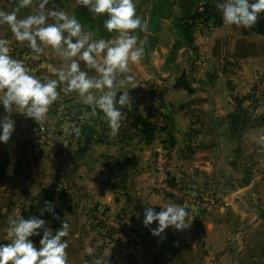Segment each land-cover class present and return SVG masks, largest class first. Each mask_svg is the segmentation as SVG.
Masks as SVG:
<instances>
[{"label":"crops","instance_id":"0c3cea01","mask_svg":"<svg viewBox=\"0 0 264 264\" xmlns=\"http://www.w3.org/2000/svg\"><path fill=\"white\" fill-rule=\"evenodd\" d=\"M193 1L191 6H181L182 11L196 9L199 0ZM19 2L0 0V11L11 12ZM40 2L32 0L20 8L18 19L40 12ZM143 6H152V0ZM48 10L75 16L84 32L94 34L93 39L111 41L119 36L105 29L106 14H94L78 0H48L45 14ZM47 22L55 20L48 17ZM210 28L204 34L197 28L192 44H184L169 67L153 62L159 47H149L148 32L143 31L140 40L136 30L130 31L138 47L142 42L143 51L138 62L129 60V73L116 74L117 99L129 91L133 107L129 111L116 105L126 118L115 133L99 109L93 117L80 113L78 109L91 106L77 92L61 91L44 121L64 136L71 120L78 117L80 146L63 139L58 147L42 144L30 118L15 108L8 114L0 104V117L11 115L15 121L10 140L0 143V242H7L12 218L41 212L46 201H53L61 223L70 225L69 236L63 238L68 241L67 264H95L97 259L102 264H130L131 252L102 246L93 238L95 215L104 212L143 234L147 252L142 261L132 254L138 264H264V146L258 142L264 135V96L256 102L251 92L256 83L264 89V35L226 25L222 15L220 25ZM0 39L8 42L9 55L38 79H56L52 70L68 63L39 40L43 52L34 53L26 41L15 40L6 24L0 25ZM80 65L84 70L83 61ZM127 75L135 77L136 88L129 89ZM89 76L99 78L94 69ZM90 91L96 97L103 94ZM156 91L160 96L153 99ZM157 105L166 108L165 130L149 116V107ZM147 118L155 126L154 133L147 134L137 124ZM232 118H237L236 126L231 125ZM161 148L169 152L171 178L214 199L200 217L187 210L189 226L178 232L166 229L163 239L150 233L155 222L149 227L142 224L144 207L159 211V206L175 203L154 191L153 165Z\"/></svg>","mask_w":264,"mask_h":264},{"label":"clouds","instance_id":"9594fccd","mask_svg":"<svg viewBox=\"0 0 264 264\" xmlns=\"http://www.w3.org/2000/svg\"><path fill=\"white\" fill-rule=\"evenodd\" d=\"M31 3L32 0H20L15 10L0 11V25L6 24L15 40L26 41L34 53L43 52L37 43L39 40L57 50L68 63L64 68L52 70L56 79H38L23 62L9 55L8 42L0 39V104L5 112L10 114L15 108L24 118L42 122L61 91L65 95L75 91L85 104L91 106L93 115L99 109L112 132H117L126 114L116 105L127 106L131 111L133 100L129 91L123 92L117 99L113 90L116 74L129 73V60L138 62L143 51L137 46V37L130 34V31L143 27L133 0H78L90 12L106 14L105 29L119 33L111 41L93 39L94 34L84 32L75 16H69L62 10H48L45 14L48 0H41L40 12L18 19L19 9ZM216 7L222 13L224 24L244 29L251 28L264 14V0H216ZM48 17L54 18L55 22L48 23ZM80 61L84 62V70ZM93 69L99 74L98 79L89 76V70ZM125 80L130 85L129 89L138 86L133 75H127ZM93 89L103 94L96 97L90 91ZM14 131L12 116L0 117V143H7ZM258 142L264 146V135L258 138ZM45 210L58 219L53 201L45 202L41 213ZM142 215L143 226L149 227L155 222L156 227L150 228V233L162 239L166 229L178 232L189 226L185 223L187 209L172 202L159 206V211L153 206L144 207ZM45 224L44 219L35 216L12 218L8 240L0 242V264H67L65 249L68 241L63 238L69 236L70 225L64 221L53 232ZM33 237H39L38 243ZM92 251L88 249L90 254ZM95 264H102V261L97 259Z\"/></svg>","mask_w":264,"mask_h":264},{"label":"built area","instance_id":"2783aa9c","mask_svg":"<svg viewBox=\"0 0 264 264\" xmlns=\"http://www.w3.org/2000/svg\"><path fill=\"white\" fill-rule=\"evenodd\" d=\"M259 92H261L260 88L257 90V98H260ZM160 121L162 124L159 120L155 122L152 118V122L156 127H167L165 119ZM159 124L162 127H159ZM80 125V119L78 117L73 118L70 122L68 133L61 136L59 132L50 129L44 120L42 122L33 121V127L37 133L36 136L41 138L42 144H51L56 147H58L61 139L71 141L74 145L80 146L82 144ZM153 166L155 170L154 191L159 196L172 200L192 213L197 212L195 213L196 217H200L209 211L214 202L210 195L207 196L204 191L196 189L194 186L169 182L170 157L168 151L163 148L158 149ZM32 216L44 219L46 221L45 227H48L51 231L55 232L57 230L48 212L32 213L29 217ZM95 221L97 222L96 226H94V239L96 242L102 246L117 248L125 253L131 252L138 261H142V256L147 252V247L140 231L130 228L122 222L120 223L111 213L107 212L95 215ZM119 238L122 239V242H117ZM32 239L38 243L39 237H33Z\"/></svg>","mask_w":264,"mask_h":264},{"label":"rangeland","instance_id":"374dc122","mask_svg":"<svg viewBox=\"0 0 264 264\" xmlns=\"http://www.w3.org/2000/svg\"><path fill=\"white\" fill-rule=\"evenodd\" d=\"M153 1L155 3V6L159 7L163 12L162 18H160L159 20V31L157 32V34H150L147 31L148 25L150 23V22L148 23V21H150V17L154 10L153 8H155V6L153 8L152 6L141 7V4L145 5L147 3V1L144 0H138L139 6L136 8L138 10L136 12V15L141 18L142 23H144V28L142 27V32L138 31V29H136V31L139 33L140 40H141L140 37H142L143 35V31L148 32L149 33L148 36H150V39H148L149 47L150 48L159 47L158 51L155 50L153 52L152 55L153 62H155L156 65L161 62L165 64L166 67H169V65H171L172 62L175 60L178 50L182 47V45H184V41H182V38L180 37V32L175 26V22L177 21V19L180 16V13L182 12L181 6H185L186 8L188 6H191L194 1L193 0H152V3ZM133 2L134 4H136L137 1L133 0ZM142 10L143 11L145 10L143 14L140 13ZM198 28L203 34L207 30L208 31L211 30L210 25L208 26L200 25L198 26ZM142 45L143 44L141 43L140 47H142ZM260 79H258V81H260ZM256 85L257 83L254 84V88L251 91L254 96L253 99L256 102H261V97L264 96V89L262 90L260 88L261 89V92H259L260 98H257V90L259 89V87ZM152 95L154 97L153 99H156L155 98L156 96H160V94L157 91L153 92ZM152 109L154 111L152 118L155 120V122L159 120V122L161 123L160 120H163L167 116V114L165 113L166 108L164 107L161 108L160 106L157 105L155 107H152ZM158 126L162 127V125L160 124Z\"/></svg>","mask_w":264,"mask_h":264},{"label":"trees","instance_id":"16d2710c","mask_svg":"<svg viewBox=\"0 0 264 264\" xmlns=\"http://www.w3.org/2000/svg\"><path fill=\"white\" fill-rule=\"evenodd\" d=\"M147 1L148 0H144ZM199 5L196 9L194 10H184L180 13L179 18L177 19V21L175 22V26L176 28L179 30L180 32V37L182 38V41H184V44L186 45H191L193 42V34L196 31V29L198 28V26L200 25H209L212 27H216L219 26L221 23V15L222 13L220 12L219 9H217L216 7V3L213 2V0H199ZM155 6V3L153 1L152 3V8ZM153 13L150 17V21H148L149 25L147 28V31L150 34H157V32L159 31V20L160 18H162V11L159 7L155 6V8H153ZM143 24V28H144V23ZM252 32L258 34V35H264V14H262L260 16V18H258L257 22L255 25H253L251 28H249ZM138 31L142 32V28H138ZM148 39H150V36H148ZM183 46V45H182ZM150 110V114L149 116L152 117L154 114V111L152 109V107H149ZM78 112L80 113H88L90 114V116H95L92 114V109L90 108H80L78 109ZM77 112V113H78ZM149 117V118H150ZM166 121V124H169V119L164 118ZM137 124L140 125L144 131L149 134V133H154L155 132V126L153 124H151L147 120H143V119H139L137 120ZM238 123L237 118H232V126H236V124ZM166 127L161 128L162 130H165ZM84 138V142L87 141L86 137L83 136ZM169 182L174 184V183H181L178 182L177 180H175L174 178L169 177ZM53 197V196H51ZM166 198V197H165ZM43 200H45L44 198H42L39 202H42ZM58 215V219H54L52 217V214L48 212L49 216L52 218L53 222L55 223V228H59L61 225V220L59 217L58 212H56ZM30 215H26L25 219L29 218Z\"/></svg>","mask_w":264,"mask_h":264},{"label":"water","instance_id":"95a60500","mask_svg":"<svg viewBox=\"0 0 264 264\" xmlns=\"http://www.w3.org/2000/svg\"><path fill=\"white\" fill-rule=\"evenodd\" d=\"M71 106H72V104H71ZM132 256H133V255L129 253L128 258H131V262H130V264H138L135 260L132 259Z\"/></svg>","mask_w":264,"mask_h":264}]
</instances>
